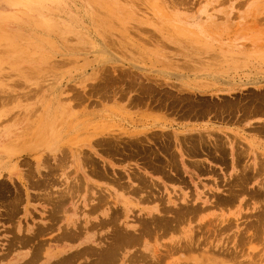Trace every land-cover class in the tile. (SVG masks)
<instances>
[{
  "label": "rangeland",
  "instance_id": "rangeland-1",
  "mask_svg": "<svg viewBox=\"0 0 264 264\" xmlns=\"http://www.w3.org/2000/svg\"><path fill=\"white\" fill-rule=\"evenodd\" d=\"M1 27L0 264H254L264 257V0H0ZM81 86L87 92L76 102ZM66 102L81 122H64L56 136L70 156L58 160L46 145L18 155L39 117ZM247 118L261 121L245 127ZM74 134H92V149L86 140L65 144Z\"/></svg>",
  "mask_w": 264,
  "mask_h": 264
},
{
  "label": "bare ground",
  "instance_id": "bare-ground-1",
  "mask_svg": "<svg viewBox=\"0 0 264 264\" xmlns=\"http://www.w3.org/2000/svg\"><path fill=\"white\" fill-rule=\"evenodd\" d=\"M103 5V4H102ZM113 7V6H112ZM107 9V8H106ZM112 11V10H111ZM120 14V13H119ZM103 24V23H102ZM104 25V24H103ZM2 31H4V32H2ZM7 30H5V29H3L2 27L0 28V36H5V35H7V32H6ZM86 32V31H85ZM93 38V37H92ZM94 40H96V39H94ZM34 41V40H33ZM104 42V41H103ZM101 43H102V41H101ZM94 45H95V42H94ZM101 46V45H100ZM107 47V46H106ZM108 48V47H107ZM98 50H99V48H97ZM103 49H105V48H103ZM97 50V51H98ZM84 52V51H83ZM88 52H90V51H88ZM99 52H100V50H99ZM108 52V51H107ZM107 52H106V54H107ZM105 55V54H104ZM101 58H103V60H104V56L103 57H101ZM102 60V61H103ZM105 60H107V59H105ZM110 60H112V59H110ZM238 60V59H237ZM104 62V61H103ZM125 62V61H124ZM121 63V62H120ZM123 63V62H122ZM128 63V62H127ZM237 63V62H236ZM102 65H103V63H102ZM128 65V64H127ZM101 66V65H100ZM118 68V67H117ZM100 70H102L101 69V67L99 68ZM115 69V68H114ZM128 69V68H127ZM112 70V69H111ZM94 71V70H93ZM121 71V70H120ZM124 71V70H123ZM126 71V70H125ZM122 72V71H121ZM128 72V71H127ZM126 72V73H127ZM2 73V72H1ZM113 73V72H112ZM96 74H97V72H96ZM96 74H94V75H96ZM103 74H105V73H103ZM170 74V73H169ZM93 75V76H94ZM102 75V74H101ZM120 75V74H119ZM130 75V74H129ZM133 75V74H132ZM103 76V75H102ZM117 76V75H116ZM115 76V77H116ZM138 76V75H137ZM169 76V75H168ZM205 76V75H204ZM101 77V76H100ZM107 77H108V75H107ZM106 77V78H107ZM113 77V76H112ZM117 77H119V76H117ZM128 77V76H127ZM206 77V76H205ZM214 77H216V76H214ZM91 78V77H90ZM98 77L96 76V77H93V79L94 80H96ZM182 78V77H181ZM105 79V78H104ZM128 79V78H127ZM140 79V78H139ZM149 79V78H148ZM215 79V78H214ZM92 80V79H91ZM103 80V79H102ZM106 80V79H105ZM135 80V79H134ZM150 80V79H149ZM152 80V79H151ZM161 80V79H160ZM117 81V80H116ZM140 81V80H139ZM157 81L158 80H156V83H157ZM253 81V80H252ZM142 82V81H141ZM162 82V81H161ZM33 83V82H32ZM58 83V82H57ZM122 83V82H121ZM147 83V82H146ZM182 83V82H181ZM211 83V82H210ZM213 83V82H212ZM235 83V82H234ZM40 84V83H39ZM49 84V83H48ZM120 84V83H119ZM139 84V83H138ZM153 84V83H152ZM162 85L164 84V83H161ZM160 84V85H161ZM186 84V83H185ZM226 84V83H225ZM118 85V84H117ZM184 85V84H183ZM210 85H212V84H210ZM229 85H232V83H228L227 84V87L228 88H231V87H233L234 85H232V86H229ZM42 86V85H41ZM107 86V85H106ZM105 86V87H106ZM119 86V85H118ZM126 86V85H125ZM157 86V85H156ZM174 86V85H173ZM187 86V85H186ZM209 86V85H208ZM32 87V86H31ZM82 87V86H81ZM80 87V88H81ZM114 87V86H113ZM146 87V86H145ZM188 87V86H187ZM187 87H184V88H187ZM190 87V86H189ZM219 87V86H218ZM34 88V87H33ZM85 87L83 86L82 87V89H81V93H77L76 94V96H75V98H76V102L77 101H83L84 100V96L86 95V92H87V90H86V92H85V89H84ZM130 88V87H129ZM156 88V87H155ZM184 88H183V90H184ZM200 88V87H199ZM207 88V87H206ZM206 88H204V89H206ZM209 88V87H208ZM212 88V87H211ZM227 88V89H228ZM11 89V88H10ZM88 89V88H87ZM96 89V88H95ZM94 89V90H95ZM106 89V88H105ZM122 89V88H121ZM198 89V88H197ZM197 89H195L196 91H197ZM13 90V89H12ZM32 90V89H31ZM36 90H38V89H36ZM92 90V89H91ZM131 90V89H130ZM134 90H136L135 88H134ZM158 90V89H157ZM160 90V89H159ZM179 90V89H178ZM182 90V91H183ZM186 90H188V88L186 89ZM185 90V91H186ZM200 90V89H199ZM198 90V91H199ZM211 90H213V89H211ZM217 90H222V89H217ZM33 91H35V89H33ZM102 91V90H101ZM123 91V90H122ZM138 91V90H137ZM180 91V90H179ZM192 91V90H191ZM215 91V90H214ZM0 92H2L1 94H5L6 92H5V90L4 91H2V90H0ZM8 93H9V91H7ZM90 92V91H89ZM105 92V91H104ZM107 92V91H106ZM184 92V91H183ZM187 92H189V91H187ZM202 93H203V91H201ZM200 92V93H201ZM26 93V92H25ZM29 93V92H28ZM96 93H98V92H96ZM111 93V92H110ZM109 93V95H111ZM119 93V92H118ZM154 93V92H153ZM175 93V92H174ZM177 93V92H176ZM205 93V92H204ZM11 94V93H10ZM27 94V93H26ZM31 94H32V92H31ZM53 94V93H52ZM100 94V93H99ZM11 95H13V93L11 94ZM118 95V94H117ZM151 95V94H150ZM160 95V94H159ZM166 95V94H165ZM6 96V95H5ZM25 95H23V97H24ZM33 96V95H32ZM91 96V95H90ZM99 96H101V95H99ZM162 96H163V93H162ZM177 96V95H176ZM3 97V96H2ZM9 97V96H8ZM92 97V96H91ZM102 97V96H101ZM106 97V96H105ZM110 98H111V96H109ZM147 97H149L148 95H147ZM164 97V96H163ZM193 97V96H192ZM1 98V97H0ZM73 98V97H72ZM118 98V97H117ZM103 99H104V97H103ZM154 99H156L157 100V98H154ZM170 99V98H169ZM220 99V98H219ZM3 100H4V98H3ZM2 100V101H3ZM7 100V99H6ZM74 100V99H73ZM119 100V99H118ZM168 100V99H167ZM211 100V99H210ZM98 101V100H97ZM212 101V100H211ZM218 101V100H217ZM5 102V101H4ZM137 102V101H136ZM252 102V101H251ZM2 103V102H1ZM127 103H128V101H127ZM145 103V102H144ZM218 103V102H217ZM253 103V102H252ZM83 104V103H82ZM135 104V103H134ZM137 104V103H136ZM140 104V103H139ZM148 104V103H147ZM51 105V104H50ZM98 105V104H97ZM127 105H129V104H127ZM142 105V104H141ZM145 105V104H144ZM151 105V104H150ZM166 105V104H165ZM179 105V104H178ZM38 106V105H37ZM71 106H73L72 104H70V102H66V103H59L58 105H57V109L55 110L56 111V113H52V114H47V113H45V114H43L42 116H40L39 117V119H38V121H37V123H36V128H35V130L33 131V137H32V139H31V143L30 144H23V145H21V147L20 148H14V149H16L15 151H16V153L18 154V155H24V154H30L29 152L30 151H32L33 149H35V148H38L40 145H46L48 148L47 149H49V150H53L54 149V151L51 153V155L55 158V157H59V158H61V157H66L65 156V154H68L66 151H64V149H65V146L63 147V148H61V146L58 144L59 142H61L62 140V136H60V137H57V140H56V136H57V134L59 133V130H60V128L61 127H63V123L64 122H66L65 123V125H67L68 123H69V120L71 121V120H75V118H76V116H75V114H76V112H74V111H72L71 110ZM131 106V105H130ZM225 106V105H224ZM39 107V106H38ZM134 107V106H133ZM147 107V106H146ZM220 108V110H221V106H219ZM227 107H229V106H227ZM156 109H157V107H156ZM177 109V108H176ZM234 109V108H233ZM39 110H40V108H39ZM34 111V110H33ZM207 112H208V110H206ZM205 111V112H206ZM214 111V110H213ZM212 111V112H213ZM237 111V110H236ZM242 111V110H241ZM250 111V110H249ZM248 111V112H249ZM165 113H166V111H164ZM168 112V111H167ZM193 112V111H192ZM247 112V111H246ZM221 113V112H220ZM225 113V112H224ZM236 113V112H235ZM33 114V113H32ZM93 114V113H92ZM242 114V113H241ZM249 114V113H248ZM167 115H169V114H167ZM171 115V114H170ZM174 115V114H173ZM176 115V114H175ZM242 115H244V114H242ZM256 115V114H255ZM264 115V114H263ZM189 116V115H188ZM187 116V117H188ZM68 117V118H67ZM181 117V116H180ZM179 117V118H180ZM186 117V118H187ZM216 117V116H215ZM67 118V119H66ZM182 119H183V116L181 117ZM234 118V117H233ZM243 119H245V116H244V118ZM242 119V120H243ZM103 120V119H102ZM197 120H199V119H197ZM217 120V119H216ZM239 120V119H238ZM129 121V120H128ZM261 121V120H260ZM229 122V121H228ZM235 122H237V120L235 121ZM240 122V121H239ZM34 123V122H33ZM83 123V125H84V122H82ZM230 123V122H229ZM248 123H249V121H248ZM127 124V123H126ZM132 124V123H131ZM212 124V123H211ZM76 125H81V122H79V123H77L76 121H74V122H72L71 123V125H70V127H75ZM172 125V124H171ZM175 125V124H174ZM256 125H258V124H256ZM179 127V126H178ZM90 128V127H89ZM112 129H114V128H112ZM70 130V129H69ZM78 130V129H77ZM111 130V129H110ZM153 130V129H152ZM155 130V129H154ZM5 131V130H4ZM242 131V130H241ZM148 132H150V131H148ZM152 132V131H151ZM163 132V131H162ZM202 132V131H201ZM210 132H212V131H210ZM214 132V131H213ZM226 132V131H225ZM65 133V132H64ZM97 133H99V132H95V134H97ZM217 133V132H216ZM119 134V133H118ZM187 134V133H186ZM203 134V133H202ZM258 134V133H257ZM0 135H2L3 136V133L2 132H0ZM92 135V134H91ZM91 135H87L85 138L84 137H78L79 135L78 134H74V135H72V136H68L66 139H64L65 140V144H75L77 141H82V140H86L87 141V143H86V146L88 147V148H90V149H92L91 148V145H90V143H92L91 142V140L92 139H90V136ZM109 135V134H108ZM116 135V134H115ZM158 135V134H157ZM162 135V134H161ZM160 135V136H161ZM178 135H182V134H178ZM213 135V134H212ZM227 135H229V133L227 134ZM231 135V134H230ZM259 135V134H258ZM261 135V134H260ZM63 136H65V135H63ZM153 136V135H152ZM191 136V135H190ZM190 136H188V137H190ZM206 136V135H205ZM92 137V136H91ZM93 137H94V135H93ZM106 137H107V135H106ZM125 137V136H124ZM127 137V136H126ZM144 137V136H143ZM148 137V136H147ZM164 137V136H163ZM203 137V136H202ZM216 137V136H215ZM241 137V136H240ZM96 138V137H95ZM140 138H142V137H140ZM165 138V137H164ZM163 138V139H164ZM167 138V137H166ZM217 138V137H216ZM52 139H54V141L52 140ZM123 139V138H122ZM127 139V138H126ZM132 139H133V137H132ZM134 139H135V137H134ZM138 139H139V137H138ZM145 139V138H144ZM150 139V138H149ZM153 139V138H152ZM183 139V138H182ZM193 139V138H192ZM197 139H198V137H197ZM204 139V138H203ZM215 139V138H214ZM235 139H236V137H235ZM57 142H56V141ZM116 140H118V139H116ZM168 140H169V138H168ZM181 140V139H180ZM207 140V139H206ZM239 140V139H238ZM53 141V142H52ZM94 141V140H93ZM109 141H111V140H109ZM162 141V140H161ZM201 141H203V140H201ZM236 141V140H235ZM239 141H241V140H239ZM238 141V142H239ZM114 142V141H113ZM141 142V141H140ZM158 142H159V140H158ZM226 142V141H225ZM237 142V141H236ZM242 142V141H241ZM145 143H147V142H144V144ZM188 143V142H187ZM200 143V142H199ZM204 143H206V141H204ZM224 143V142H223ZM240 143V142H239ZM244 143V142H243ZM120 144V143H119ZM142 144V143H141ZM163 144H164V142H163ZM177 144V143H176ZM192 144V143H191ZM208 144V143H207ZM222 144V143H221ZM165 145V144H164ZM163 145V146H164ZM244 145H245V143H244ZM96 146V145H95ZM117 146V145H116ZM169 146V145H168ZM200 146V145H199ZM213 146V145H212ZM214 146H216L215 145V142H214ZM236 146V145H235ZM234 145H233V147H235ZM247 146V145H246ZM72 147V146H71ZM101 147V146H100ZM99 147V148H100ZM130 147V146H129ZM182 147V146H181ZM180 147V148H181ZM219 147V146H218ZM226 147V146H225ZM257 147V146H256ZM96 148H98V147H96ZM142 148V147H141ZM169 148V147H168ZM187 148V147H186ZM237 148V147H236ZM245 148H247V147H245ZM9 149V148H8ZM45 149V148H44ZM86 149V148H85ZM184 149V148H183ZM242 150V149H244V148H239V150ZM0 150L1 151H4V152H7V149L4 147V146H2L1 145V143H0ZM39 150H41V149H39ZM158 150V149H157ZM208 150V149H207ZM239 150H236V151H239ZM246 150V149H245ZM38 151V150H37ZM80 151V150H79ZM81 151H83V150H81ZM175 151V150H174ZM223 151V150H222ZM234 151V150H233ZM84 152V151H83ZM94 152V151H93ZM161 152V151H160ZM183 152V151H182ZM242 152V151H241ZM241 152H240V154H241ZM11 153V152H10ZM37 153V152H36ZM46 153V152H45ZM87 153V152H86ZM91 152H89V154H90ZM95 153V152H94ZM84 154V153H83ZM108 154V153H107ZM152 154V153H151ZM160 154V153H159ZM219 154V153H218ZM45 155V154H44ZM69 155V154H68ZM87 155V154H86ZM97 155V154H96ZM114 155H115V153H114ZM161 155V154H160ZM217 155V154H216ZM246 155V153L244 152V156ZM252 155V154H251ZM258 155V154H257ZM13 156V155H12ZM25 156V155H24ZM31 156V155H30ZM47 156V155H46ZM61 156V157H60ZM70 156V155H69ZM81 156V155H80ZM106 156V155H105ZM118 156H120V155H118ZM148 156H150V155H148ZM188 156V155H187ZM243 156V155H242ZM19 157V156H18ZM58 157H57V159H58ZM84 157V155L81 157V158H83ZM89 157H90V155H89ZM95 157V156H94ZM137 157V156H136ZM191 157V156H190ZM88 158V157H87ZM119 158V157H118ZM235 158V157H234ZM253 158V157H252ZM48 159V158H47ZM67 159H68V157H67ZM71 159V158H70ZM2 160H4V159H2ZM44 160V159H43ZM59 160V159H58ZM84 160H85V158H84ZM243 160V159H242ZM247 160V159H246ZM241 161V160H240ZM259 161V160H258ZM262 161V160H261ZM48 162V161H47ZM66 162V161H65ZM85 162V161H84ZM83 162V163H84ZM173 162V161H172ZM200 162V161H199ZM237 162V161H236ZM246 162V161H245ZM46 163V162H45ZM60 163V165H62L61 164V162H59ZM74 163V162H73ZM82 163V164H83ZM88 163V162H87ZM100 163V162H99ZM29 164V163H28ZM47 164V163H46ZM65 164V163H64ZM63 164V165H64ZM158 164V163H157ZM237 164V163H236ZM21 165V164H20ZM55 165H57L56 163H55ZM245 165V164H244ZM46 166H50L51 167V164H49V165H46ZM65 166V165H64ZM89 166H91V165H89ZM89 166H88V169H89ZM143 166V165H142ZM33 167V166H32ZM62 167V166H61ZM141 167V166H140ZM166 167V166H165ZM164 167V168H165ZM204 167V166H203ZM258 167V166H257ZM4 168V167H3ZM57 168L59 169L60 167H59V165H57ZM95 168V167H94ZM143 168V167H142ZM248 168H250V166H248ZM26 169V168H25ZM31 169V168H30ZM37 169V168H36ZM185 169V168H184ZM183 169V170H184ZM241 169V168H240ZM255 169V168H254ZM262 169V168H261ZM62 170V169H61ZM151 170V169H150ZM242 170V169H241ZM247 170H249V169H247ZM258 170V169H257ZM8 171V170H7ZM44 171V170H43ZM56 171V170H55ZM81 171V170H80ZM261 170L259 169V172H260ZM58 172V171H57ZM59 172H60V170H59ZM82 172V171H81ZM106 172V171H105ZM168 172H170V171H168ZM174 172V171H173ZM256 172V171H255ZM2 173V172H1ZM5 173V172H4ZM52 173V172H51ZM54 173V172H53ZM67 175H68V170H67ZM78 173V172H77ZM142 173V172H141ZM239 173V172H238ZM25 174V173H24ZM26 174H28V173H26ZM57 174H59V173H57ZM242 174H244V173H242ZM51 175H53V174H51ZM56 175V174H55ZM62 175V174H61ZM3 176V175H2ZM25 176V175H24ZM29 176H31V175H29ZM34 176V175H33ZM38 176V175H37ZM48 176V175H47ZM112 176V175H111ZM135 176H137V175H135ZM145 176H146V174H145ZM238 176V175H237ZM36 177V176H35ZM43 177V176H42ZM57 177H58V175H57ZM68 177V176H67ZM131 177V176H130ZM254 177V176H253ZM14 178V177H13ZM19 178V177H18ZM27 178V177H26ZM39 178V177H38ZM46 178H48V177H46ZM53 178V177H52ZM73 178V177H72ZM97 178V177H96ZM240 179H241V177H239ZM17 179V178H16ZM131 179V178H130ZM144 179H146V178H144ZM238 179V178H237ZM23 180V179H22ZM21 180V181H22ZM46 180V179H45ZM57 180H58V178H57ZM62 180V179H61ZM165 180V179H164ZM235 180V179H234ZM117 181V180H116ZM242 181V180H241ZM13 182V181H12ZM45 182V181H44ZM50 182V181H49ZM49 182H47V183H49ZM70 182V181H69ZM72 182V181H71ZM161 182V181H160ZM246 182V181H245ZM75 185L74 186H76V183L75 182H73ZM91 183V182H90ZM145 183H146V181H145ZM150 183V182H149ZM242 183V182H241ZM51 184H52V182H51ZM51 184L49 185L50 187H51ZM77 184H81V183H78L77 182ZM120 184V183H119ZM126 184V183H125ZM153 184H154V182H153ZM19 185V184H18ZM60 185V184H59ZM69 185V184H68ZM139 185V184H138ZM148 185V184H147ZM155 185H157V184H155ZM235 185V184H234ZM238 185V184H237ZM136 186V185H135ZM139 186H141V185H139ZM239 186L241 187V185L239 184ZM41 187H43V186H41ZM45 187V186H44ZM64 187V186H63ZM69 187V186H68ZM128 187V186H127ZM137 187V186H136ZM145 187V186H144ZM151 187V186H150ZM24 188V187H23ZM30 188V187H29ZM47 188V187H46ZM65 188V187H64ZM89 188V187H88ZM87 188V189H88ZM124 189H125V187H123ZM133 187H131V189H132ZM228 188H229V186H228ZM231 188V187H230ZM229 188V189H230ZM41 189V188H40ZM49 189V188H48ZM57 189V188H56ZM59 189V188H58ZM101 189V188H100ZM138 189V188H137ZM136 189V190H137ZM140 189V188H139ZM61 190V189H60ZM71 190V189H70ZM103 190V189H102ZM129 190V189H128ZM134 191H135V188L133 189ZM144 190V189H143ZM25 191V189L23 190V192ZM46 191H48V190H46ZM56 191H58V192H60L59 190H56ZM76 191V190H75ZM77 191H78V189H77ZM82 191V190H81ZM141 191V190H140ZM225 191V190H224ZM232 191V190H231ZM248 191V190H247ZM259 191V190H258ZM18 192V191H17ZM51 192H53V190L51 191ZM62 192V191H61ZM105 192V191H104ZM137 193H138V190L136 191ZM136 192H134L135 194H136ZM147 192V191H146ZM229 192V191H228ZM240 192V191H239ZM15 193V192H14ZM75 193V192H74ZM106 193V192H105ZM105 193H103V194H105ZM131 193H133V192H131ZM190 193V192H189ZM188 193V194H189ZM230 193V192H229ZM233 193V192H232ZM232 193H231V195H232ZM240 193H242V192H240ZM257 193V192H256ZM25 194V193H24ZM52 194V193H51ZM73 194V193H72ZM72 194H71V197H72ZM102 194V193H101ZM227 194V193H226ZM225 194V195H226ZM46 195V194H45ZM56 195V194H55ZM58 195V194H57ZM63 195V194H62ZM75 195V194H74ZM106 195H108L107 193H106ZM165 195V194H164ZM174 195V194H173ZM214 195V194H213ZM230 195V196H231ZM60 196V195H59ZM63 196H65V195H63ZM97 196V195H96ZM101 196V195H100ZM102 196H105V195H102ZM148 196V195H147ZM158 196V195H157ZM169 196V195H168ZM191 196V195H190ZM193 196V195H192ZM236 196H237V193H236ZM14 197V196H13ZM33 197V196H32ZM48 197V196H47ZM79 197V196H78ZM87 197H88V195H87ZM108 197V196H107ZM118 197V196H117ZM149 197V196H148ZM161 197V196H160ZM199 197V196H198ZM222 197H223V195H222ZM18 198V197H17ZM37 198V197H36ZM42 198V197H41ZM53 198H55V196L53 197ZM57 198V197H56ZM60 198H61V196H60ZM59 198V199H60ZM63 198V197H62ZM100 198V197H99ZM105 200H106V198L105 197H103ZM102 198V199H103ZM144 198V197H143ZM190 198V197H189ZM225 198V197H224ZM223 198V199H224ZM227 198V197H226ZM237 198V197H236ZM46 199H48V198H46ZM50 199V198H49ZM87 199V198H86ZM95 199H96V197H95ZM110 199V198H109ZM160 199V198H159ZM161 199H163L162 197H161ZM186 199V198H185ZM191 199V198H190ZM58 200V199H57ZM107 200H108V198H107ZM158 200V199H157ZM15 201V200H14ZM19 201H21V200H19ZM56 201V200H55ZM59 201V200H58ZM66 201H67V199H66ZM110 201V200H109ZM117 201V200H116ZM160 201V200H159ZM187 201V200H186ZM191 201V200H190ZM205 201V200H204ZM99 202V201H98ZM102 202H104V200L102 201ZM102 202H100L101 204H103ZM111 202H113V201H111ZM162 202V201H161ZM160 202V203H161ZM173 202V201H172ZM177 202H178V200H177ZM199 202V201H198ZM198 202H195V203H197L198 204ZM226 202V201H225ZM225 202H223V203H225ZM56 203V202H55ZM108 203V202H107ZM189 203V202H188ZM200 203V202H199ZM215 203V202H214ZM92 204V203H91ZM179 204H181L180 202H179ZM186 204V203H185ZM191 204V203H190ZM217 204V203H216ZM3 205V204H2ZM54 205V204H53ZM52 205V206H53ZM89 205V204H88ZM110 205V204H109ZM162 205H164V204H162ZM170 205V204H169ZM184 205V204H183ZM199 205V204H198ZM205 205V204H204ZM210 205H213V204H210ZM217 205H219V204H217ZM61 206V205H60ZM66 206V205H65ZM125 205H123L122 207H124ZM166 206H168V205H166ZM166 206H164V207H166ZM179 206V205H178ZM191 206H192V204H191ZM194 206V205H193ZM56 207V206H55ZM110 207H111V205H110ZM200 207H201V205H200ZM52 208V207H51ZM167 208V207H166ZM168 208H171L170 206H168ZM186 208V207H185ZM199 208V207H198ZM203 208V207H202ZM206 208V207H205ZM111 209V208H110ZM124 209V208H123ZM123 209H122V211H123ZM171 209H173V208H171ZM186 209H188V208H186ZM195 209H196V207H195ZM201 209V208H200ZM200 209H198V210H200ZM5 210V209H4ZM51 210V209H50ZM115 210V209H114ZM161 210V209H160ZM164 210H166V209H164ZM173 210H175V209H173ZM185 210V209H184ZM198 210H197V213H199L198 212ZM96 211V210H95ZM111 211V210H110ZM167 211V210H166ZM165 211V212H166ZM182 211H183V209H182ZM89 212V211H88ZM124 212H125V209H124ZM156 212H158V210H156ZM164 212V211H163ZM180 212V211H179ZM195 212V211H194ZM117 213V212H116ZM116 213H115V215H116ZM145 213V212H144ZM173 213V212H172ZM187 213V212H186ZM189 213V212H188ZM196 213V214H197ZM124 214V213H123ZM127 214V213H126ZM156 214V213H155ZM164 214V213H163ZM195 214V213H194ZM114 215V214H113ZM165 215V214H164ZM180 215H181V213H180ZM183 215V214H182ZM188 215V214H187ZM191 216H192V214H190ZM108 216H109V214H108ZM117 216H118V214H117ZM151 216H152V214H151ZM158 216H160V215H158ZM174 216V215H173ZM172 216V217H173ZM176 216V215H175ZM179 216V215H178ZM185 216H186V214H185ZM114 217V216H113ZM141 217V216H140ZM154 217V216H153ZM157 217V216H156ZM161 217H162V215H161ZM167 217V216H166ZM190 217V216H189ZM257 217V216H256ZM263 217V216H262ZM48 218V217H47ZM85 218V217H84ZM160 218V217H159ZM178 218V217H177ZM180 218V217H179ZM183 218V217H182ZM185 218V217H184ZM190 218H192V217H190ZM247 218V217H246ZM250 218V217H249ZM100 219V218H99ZM104 219V218H103ZM143 219V218H142ZM142 219H141V221H142ZM152 219V218H151ZM166 219V218H165ZM186 219V218H185ZM185 219H183V220H185ZM257 219V218H256ZM53 220H55V219H53ZM106 220V219H105ZM114 220V219H113ZM118 220V219H117ZM116 219H115V221H117ZM149 220V219H148ZM180 220V219H179ZM178 220V221H179ZM213 220V219H212ZM139 221H140V219H139ZM150 221V220H149ZM177 221V220H176ZM206 221V220H205ZM219 221V220H218ZM162 223H163V221H161ZM166 222V221H165ZM257 222V221H256ZM78 223H80V222H78ZM91 223V222H90ZM101 223V222H100ZM113 223V222H112ZM111 223V224H112ZM115 223V222H114ZM139 223V222H138ZM141 223V222H140ZM151 223V222H150ZM170 223V222H169ZM177 223V222H176ZM203 223V222H202ZM206 223V222H205ZM75 224H76V222H75ZM152 224V227H153V223H151ZM158 224V223H157ZM172 224V223H171ZM204 224V223H203ZM251 224V223H250ZM94 225V224H93ZM109 225H110V223H109ZM117 225V224H116ZM115 225V226H116ZM140 225V224H139ZM144 225H146V223L144 224ZM160 225V224H159ZM173 225V224H172ZM254 225V224H253ZM96 226V225H95ZM113 226V225H112ZM114 226V227H115ZM121 226V225H120ZM142 225H140V227H141ZM157 226V225H156ZM174 226V225H173ZM172 226V227H173ZM201 226V225H200ZM255 226V225H254ZM51 227V226H50ZM82 227V226H81ZM101 227H103V226H101ZM114 227H112V228H114ZM125 227V226H124ZM145 227V226H144ZM169 227V226H168ZM171 227V228H172ZM211 227V226H210ZM253 227V226H252ZM251 227V228H252ZM75 228H78V227H75ZM92 228V227H91ZM95 228V227H94ZM120 228V227H119ZM139 228V227H138ZM157 228H158V226H157ZM159 228H160V226H159ZM170 228V227H169ZM209 228V227H208ZM247 228V227H246ZM250 228V227H249ZM258 228V227H257ZM44 229V228H43ZM51 229V228H50ZM49 229V230H50ZM87 229V228H86ZM88 229H90V228H88ZM125 229V228H124ZM146 229V228H145ZM150 229V228H149ZM163 229H164V227H163ZM162 229V230H163ZM202 229V228H201ZM220 229V228H219ZM244 229H245V227H244ZM47 230V229H46ZM79 230V229H78ZM81 230H83V229H81ZM113 230V229H112ZM111 230V231H112ZM129 230H131V229H129ZM157 230V229H156ZM161 230V229H160ZM256 230V229H255ZM71 232H72V230H70ZM77 231V230H76ZM115 231V230H114ZM120 231V230H119ZM124 231V230H123ZM126 231V230H125ZM127 231H128V229H127ZM139 231H141V230H139ZM164 231V230H163ZM166 231H167V229H166ZM210 231H211V229H210ZM262 231V230H261ZM143 232V231H142ZM141 232V233H142ZM146 232H148V231H146ZM150 232H151V230H150ZM165 232V231H164ZM242 232V231H241ZM245 232V231H244ZM247 232V231H246ZM76 233V232H75ZM80 233V232H79ZM87 233V232H86ZM130 233V232H129ZM134 233V232H133ZM254 233V232H253ZM253 233H251V236H252V234ZM35 234V233H34ZM63 234V233H62ZM74 234V233H73ZM122 234V233H121ZM124 234V233H123ZM123 234H122V236H123ZM135 234V233H134ZM138 234V233H137ZM139 234H140V232H139ZM143 234V233H142ZM147 234H149V233H147ZM193 234V233H192ZM218 234V233H217ZM247 235L248 234H250L249 232L248 233H246ZM261 234V233H260ZM72 235V234H71ZM75 235V234H74ZM73 235V236H74ZM77 235V234H76ZM75 235V236H76ZM89 235V234H88ZM109 235V234H108ZM114 235V234H113ZM120 235V234H119ZM118 235V236H119ZM132 233H131V237H132ZM136 235V234H135ZM134 235V236H135ZM197 235V234H196ZM63 237H64V235H62ZM78 236V235H77ZM117 235H115L114 236V238L116 237ZM127 236V235H126ZM138 236V235H137ZM137 236H136V238H137ZM141 236V235H140ZM147 236V235H146ZM194 236V235H193ZM242 236V235H241ZM245 236V235H244ZM243 236V237H244ZM251 236H250V239H251ZM259 236H261V235H259ZM31 237V236H30ZM58 237H60L59 239H61V236H58ZM57 237V238H58ZM85 237V236H84ZM87 237V236H86ZM110 237H112V235H110ZM125 237V236H124ZM124 237H119L120 239H124ZM128 237V236H127ZM130 237V238H131ZM139 237V236H138ZM215 237V236H214ZM254 237V236H253ZM66 237H64V239H65ZM126 238V237H125ZM133 238H135V237H133ZM247 238V237H246ZM246 238L244 239V240H246ZM249 238V237H248ZM264 238V237H263ZM68 239V238H67ZM102 239V238H101ZM116 239V238H115ZM127 239H129V238H127ZM127 239H126V241H127ZM193 239H195V237L193 238ZM200 239V238H199ZM213 239V238H212ZM249 239V240H250ZM69 240V239H68ZM75 240H76V238H75ZM82 240V239H81ZM95 240V239H94ZM131 240H132V238H131ZM137 239H135V241H136ZM203 240H204V238H203ZM202 240V241H203ZM207 240V239H206ZM243 240V241H244ZM255 240V239H254ZM259 240V239H258ZM109 241V240H108ZM116 241V240H115ZM118 241H120V240H117V242ZM121 241H125V240H121ZM138 241H139V238H138ZM199 241V240H198ZM241 241V240H240ZM30 242V241H29ZM85 242H87V241H85ZM104 242H105V240H104ZM117 242H115V245H116V243ZM184 242V241H183ZM186 242H187V240H186ZM193 242V241H192ZM209 242V241H208ZM245 242H247V241H245ZM109 243H112V241L110 242L109 241ZM121 243H123V242H121ZM128 243H133V245H134V242L132 241V242H130V240H129V242ZM180 243V242H179ZM188 243V242H187ZM203 243H204V241H203ZM206 243H207V241H206ZM205 243V244H206ZM251 243V242H250ZM249 243V244H250ZM40 244V243H39ZM114 244V243H113ZM112 244V246H115V245H113ZM119 244V243H118ZM117 244V245H118ZM125 244H126V242H125ZM125 244H123V245H125ZM136 244H137V242H136ZM198 244V243H197ZM199 244H201L200 243V241H199ZM33 245V244H32ZM57 245V244H56ZM88 245V244H87ZM109 245V244H108ZM120 245V244H119ZM122 245V244H121ZM120 245V246H121ZM127 245H129V244H127ZM138 245V244H137ZM166 245V244H165ZM168 245H169V243H168ZM182 245H184V244H182ZM204 245V244H203ZM202 245V246H203ZM35 246V245H34ZM100 246V245H99ZM111 245H110V248L109 249H111V247H112ZM130 246V245H129ZM128 246V247H129ZM170 246H171V243H170ZM178 246V245H177ZM180 246V245H179ZM190 246V248H191V244L189 245ZM198 246H200V245H198ZM209 246V245H208ZM61 248H63L62 246H60ZM65 247V246H64ZM89 247V246H88ZM88 247H86V248H88ZM92 247V246H91ZM94 248H95V246H93ZM101 247V246H100ZM172 247V246H171ZM176 247V246H175ZM180 247H182V246H180ZM180 247H178V248H180ZM184 247H185V245H184ZM262 247V246H261ZM90 248V247H89ZM102 248V247H101ZM106 247H104V249H105ZM118 248V247H117ZM117 248H116V250H117ZM137 248V247H136ZM135 248V249H136ZM185 248H187V245H186V247ZM190 248H188V249H190ZM201 248V247H200ZM209 248V247H208ZM39 249H41V247H40V245H39ZM91 249V248H90ZM89 249V250H90ZM95 249H97V248H95ZM100 249V248H99ZM103 249V250H104ZM108 249V248H107ZM118 249H121V248H118ZM169 248H167V250H168ZM172 249H173V247H172ZM171 249V250H172ZM175 249V248H174ZM181 249H183V248H181ZM49 250V249H48ZM61 250V249H60ZM87 250V249H86ZM115 250V249H114ZM116 250H115V252H116ZM122 250V249H121ZM134 250V249H133ZM196 250H198V249H196ZM250 250V249H249ZM262 250H263V248H262ZM30 251H31V249H30ZM39 251H41V250H38V252ZM43 251V250H42ZM52 251V250H51ZM66 251V250H65ZM78 252H79V250H77ZM81 251V250H80ZM95 251V250H94ZM98 251V250H97ZM97 251H95V253L97 252ZM155 251V250H154ZM205 251V250H204ZM209 251V250H208ZM257 251V250H256ZM57 252H58V250H57ZM86 252V251H85ZM85 252H82V253H85ZM178 252V251H177ZM227 252V251H226ZM230 252V251H229ZM239 252V251H238ZM258 252V251H257ZM31 253V252H30ZM81 253V252H80ZM87 253V252H86ZM91 253V252H90ZM93 253V252H92ZM94 253V254H95ZM100 253H102V252H100ZM99 253V254H100ZM107 253L109 254V252L107 251ZM114 253V252H113ZM118 253V252H117ZM134 253V252H133ZM132 253V254H133ZM204 252H202L201 254L202 255H205V254H203ZM205 253H206V251H205ZM207 253H209V252H207ZM206 253V254H207ZM71 254V253H70ZM75 254H76V252H75ZM105 254V253H104ZM110 254H112L111 252H110ZM132 254H130V255H132ZM189 254V253H188ZM254 254H255V252H254ZM260 254V253H259ZM28 255V254H27ZM43 255V254H42ZM72 255H74L73 253H72ZM77 255V254H76ZM87 255V254H86ZM115 255V254H114ZM139 255V257H140V255H142L141 253L140 254H138ZM137 255V256H138ZM145 255H146V253H145ZM163 255V254H162ZM166 255H167V253H166ZM223 255H225V254H223ZM253 255V254H252ZM264 255V254H263ZM46 256H47V254H46ZM46 256H44V257H46ZM53 256V255H52ZM56 256V255H55ZM83 256V255H82ZM88 257H90L89 255H87ZM100 256V255H99ZM112 256V255H111ZM116 256V255H115ZM134 256H136V251H135V255ZM158 256V255H157ZM164 256V255H163ZM189 256V255H188ZM37 257V256H36ZM42 257V256H41ZM59 257V256H58ZM77 257V256H76ZM98 257V256H97ZM107 257V256H106ZM127 257V256H126ZM145 257V256H144ZM154 257H156V256H154ZM208 257V256H207ZM237 257V256H236ZM33 258V257H32ZM38 258H40V256L38 257ZM37 258V259H38ZM66 258V257H65ZM72 258V257H71ZM75 258V257H74ZM78 258H79V256H78ZM77 258V259H78ZM80 258H82L81 256H80ZM91 258H93V257H91ZM99 258V257H98ZM108 258V257H107ZM113 258V257H112ZM115 258V257H114ZM128 258H131V256L130 257H128ZM134 258V257H133ZM136 258V257H135ZM134 258V259H135ZM141 258V257H140ZM202 258V257H201ZM209 258V257H208ZM251 258L252 259H254V256H251ZM250 258V259H251ZM25 259V258H24ZM34 259V258H33ZM57 259H59V258H57ZM101 259V258H100ZM116 259V258H115ZM118 259V258H117ZM132 260V261H135V260ZM139 259V258H138ZM142 259V258H141ZM140 259V260H141ZM145 259V258H144ZM158 259V258H157ZM203 259V261H204V259H206V256H205V258H202ZM257 260H252L253 261V263L254 264H257V263H261L262 262V260L264 259V257H259V260H258V258H256ZM25 260H27V259H25ZM25 260H24V262H25ZM50 261H51V259H49ZM56 260V259H55ZM61 260V259H60ZM59 260V261H60ZM94 260V259H93ZM95 260L97 261V259L95 258ZM106 260V259H105ZM139 260V261H140ZM159 260V259H158ZM194 260V259H193ZM73 261V260H72ZM137 259H136V263H137ZM31 262V261H30ZM68 263H69V261H67ZM95 261H93V263H94ZM100 262V261H99ZM102 262V261H101ZM144 262H146V261H143V263ZM149 262V261H148ZM158 262V261H157ZM161 262V261H160ZM249 263H252V262H250V261H248ZM25 263H27V262H25ZM34 263V262H33ZM36 263V262H35ZM106 263V262H105ZM104 263V264H105ZM111 263V262H110ZM129 263V262H128ZM147 263V262H146ZM154 263V262H153ZM164 263V262H163ZM29 264V263H28ZM46 264V263H45ZM64 264V263H63ZM81 264H83V262L81 263ZM95 264V263H94ZM111 264H113V263H111ZM151 264V263H150ZM176 264V263H175Z\"/></svg>",
  "mask_w": 264,
  "mask_h": 264
},
{
  "label": "crops",
  "instance_id": "crops-1",
  "mask_svg": "<svg viewBox=\"0 0 264 264\" xmlns=\"http://www.w3.org/2000/svg\"><path fill=\"white\" fill-rule=\"evenodd\" d=\"M253 120H254V119H252V118H251V119H250V118H247L246 120H243V121H242V125L246 127V126H251V125H253V124L256 125L257 123L260 122L259 120L256 121V122H253ZM248 121H249V123H248ZM0 173H1V166H0Z\"/></svg>",
  "mask_w": 264,
  "mask_h": 264
}]
</instances>
